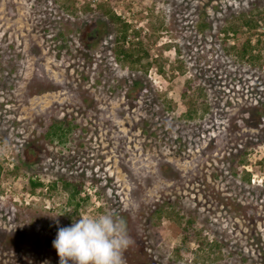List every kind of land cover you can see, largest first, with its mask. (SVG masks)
Returning a JSON list of instances; mask_svg holds the SVG:
<instances>
[{
    "label": "rangeland",
    "instance_id": "rangeland-1",
    "mask_svg": "<svg viewBox=\"0 0 264 264\" xmlns=\"http://www.w3.org/2000/svg\"><path fill=\"white\" fill-rule=\"evenodd\" d=\"M65 2L0 0V233L13 237L0 264H59L58 228L105 212L134 241L126 264H264L262 21L235 50L221 42L232 15L264 0H75L76 14ZM101 3L140 39L147 73L115 60L105 17L82 13ZM89 26L99 39L86 42ZM247 37L253 65L238 57ZM61 120L75 127L47 142ZM62 178L84 184L77 210Z\"/></svg>",
    "mask_w": 264,
    "mask_h": 264
},
{
    "label": "trees",
    "instance_id": "trees-1",
    "mask_svg": "<svg viewBox=\"0 0 264 264\" xmlns=\"http://www.w3.org/2000/svg\"><path fill=\"white\" fill-rule=\"evenodd\" d=\"M64 7L71 11L72 13L76 14V8L74 6L75 0H65ZM98 13L105 17L107 21L112 25L114 34V56L115 60L119 63H121L122 66H127L131 69H137L139 66H142L144 68V73H147V69L150 66L149 63L142 64L141 61L143 57L147 56V52H145L142 48L140 39L133 40L132 42H128V30L130 28V25L126 23L125 20H123L119 15H117L115 12L112 11V9L108 6V4L101 3L97 5L96 7L92 8L90 5L86 4L82 7V13ZM252 14V13H250ZM248 13H240L238 16L232 15L228 22V25H226L221 30L222 38V46L223 51H229V50H235V46L231 45L229 41L235 37V35L238 34L240 31H247L253 30V29H259L260 25L258 24L259 21H262V25L264 26V8L260 10H256L253 15H250ZM259 19V20H258ZM92 26V25H91ZM200 28H206V24H199ZM241 33V32H240ZM139 36L138 32L133 33L134 39H137ZM100 38V30L96 27H90L89 29L85 31V40L86 42L95 41ZM257 46H261L264 51V39H262V36L258 35L256 42ZM252 45L250 44V37H247L244 44L241 47L240 52H238V57L242 61H248L253 65V62H259L260 55L252 54ZM260 65L259 63L257 64ZM161 73L163 71L159 70ZM185 96V92L183 94ZM187 105V112L186 116L188 118H192V111H193V103H186ZM75 127L70 122H65L64 120L61 121H52L46 129L43 130V138L49 142L53 143L54 141L57 142H63V139L67 138V135L72 131V129ZM29 153L32 150H28ZM244 160L240 159L238 161V164L241 166L244 164ZM17 168V167H16ZM0 172H1V166H0ZM243 174V181L249 182V174L248 172H245L244 170L241 172ZM236 174V173H235ZM62 180V186L64 190L68 192V203L73 204L75 210L78 209L79 204L81 201H83V198H81L82 193V187L83 182L82 181H74V180H68V179H61ZM56 181L52 182L49 186V188L53 189L55 188ZM30 186L32 190H35L38 187H44L49 190L48 187L44 186L41 182L38 180H30ZM161 213V212H160ZM187 226L182 229V233L186 235L184 236V240L187 239V233L189 231V226L193 223L192 220H186ZM24 231L19 232L18 234L22 236V240L25 238L27 241L29 240L30 235H25ZM14 242H17V240H14ZM13 243V237H11L9 234H4L3 232L0 233V249L7 250L10 245ZM200 243V242H199Z\"/></svg>",
    "mask_w": 264,
    "mask_h": 264
},
{
    "label": "clouds",
    "instance_id": "clouds-1",
    "mask_svg": "<svg viewBox=\"0 0 264 264\" xmlns=\"http://www.w3.org/2000/svg\"><path fill=\"white\" fill-rule=\"evenodd\" d=\"M79 217L58 228L53 247L59 264H126L124 253L134 243L126 222L113 212Z\"/></svg>",
    "mask_w": 264,
    "mask_h": 264
},
{
    "label": "built area",
    "instance_id": "built-area-1",
    "mask_svg": "<svg viewBox=\"0 0 264 264\" xmlns=\"http://www.w3.org/2000/svg\"><path fill=\"white\" fill-rule=\"evenodd\" d=\"M117 14V13H116ZM119 15V14H117ZM246 171H248V169L246 168ZM258 181L257 179H255V176H251L250 182L252 183V185H254V183ZM261 182V184L263 185L262 180H259ZM258 183V182H257Z\"/></svg>",
    "mask_w": 264,
    "mask_h": 264
}]
</instances>
